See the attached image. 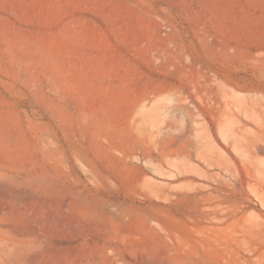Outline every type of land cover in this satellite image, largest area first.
Wrapping results in <instances>:
<instances>
[{"label": "rangeland", "instance_id": "obj_1", "mask_svg": "<svg viewBox=\"0 0 264 264\" xmlns=\"http://www.w3.org/2000/svg\"><path fill=\"white\" fill-rule=\"evenodd\" d=\"M0 264H264V0H0Z\"/></svg>", "mask_w": 264, "mask_h": 264}]
</instances>
